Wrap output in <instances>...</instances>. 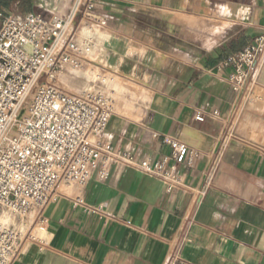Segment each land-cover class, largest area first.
Wrapping results in <instances>:
<instances>
[{"label": "crops", "instance_id": "crops-1", "mask_svg": "<svg viewBox=\"0 0 264 264\" xmlns=\"http://www.w3.org/2000/svg\"><path fill=\"white\" fill-rule=\"evenodd\" d=\"M91 1L106 27L77 19L75 37L91 38L88 60L110 75L97 87L114 109L102 139L136 161L168 155L163 136L201 155L180 168L188 190L169 195L120 166L104 183L59 186L44 226L34 212L15 219L37 241L24 238L11 264H264V55L243 94L220 67L264 35V0Z\"/></svg>", "mask_w": 264, "mask_h": 264}, {"label": "built area", "instance_id": "built-area-1", "mask_svg": "<svg viewBox=\"0 0 264 264\" xmlns=\"http://www.w3.org/2000/svg\"><path fill=\"white\" fill-rule=\"evenodd\" d=\"M93 8V1L85 0L65 15L47 19L21 14L14 6L1 18L0 212L19 221L34 212L36 222L44 226L43 211L60 185L82 189L92 178L104 183L116 166L158 179L168 195L186 191L180 168H193L201 155L163 136L168 155L136 161L102 139L114 110L107 94L94 88L72 93L57 85L58 74L80 70L89 62L91 38L77 42L79 22L96 30L106 27ZM263 55L264 35H258L221 62L234 92L246 93ZM217 116V112L212 115ZM195 119L204 120L200 115ZM72 201L88 213L103 214L101 207H87L81 195ZM24 238L37 241L31 234L21 238L19 231L0 222V264H11L17 258ZM170 264L185 263L174 256Z\"/></svg>", "mask_w": 264, "mask_h": 264}, {"label": "rangeland", "instance_id": "rangeland-1", "mask_svg": "<svg viewBox=\"0 0 264 264\" xmlns=\"http://www.w3.org/2000/svg\"><path fill=\"white\" fill-rule=\"evenodd\" d=\"M60 1L61 0H41L35 4V2L31 0L32 9L26 11V13L40 14L47 19H49L52 15H65H57L52 13L53 11H55L53 9L56 5L60 6ZM84 1L85 0H67V5L70 6L67 12L70 9L77 7L78 4H83ZM17 8L18 12L22 14V8ZM109 78L110 75L103 73L99 67L95 66L89 61L80 70L71 72L63 71L62 73L58 74L56 83L61 89L65 91L79 93L85 89H97V87L101 89L103 85L109 86ZM63 186L64 185H60V190ZM0 222L16 229L17 221L14 217L8 215L7 213L0 212Z\"/></svg>", "mask_w": 264, "mask_h": 264}, {"label": "trees", "instance_id": "trees-1", "mask_svg": "<svg viewBox=\"0 0 264 264\" xmlns=\"http://www.w3.org/2000/svg\"><path fill=\"white\" fill-rule=\"evenodd\" d=\"M14 6L21 7L22 14L32 9L31 0H0V23L2 16L9 12Z\"/></svg>", "mask_w": 264, "mask_h": 264}, {"label": "bare ground", "instance_id": "bare-ground-1", "mask_svg": "<svg viewBox=\"0 0 264 264\" xmlns=\"http://www.w3.org/2000/svg\"><path fill=\"white\" fill-rule=\"evenodd\" d=\"M52 13L59 15V13H56V12H52ZM70 30L71 28L68 29V31L64 34L63 39H65L68 36V34L70 33Z\"/></svg>", "mask_w": 264, "mask_h": 264}]
</instances>
